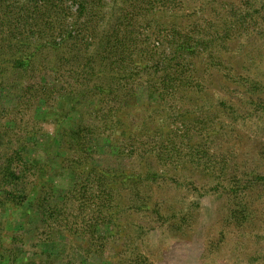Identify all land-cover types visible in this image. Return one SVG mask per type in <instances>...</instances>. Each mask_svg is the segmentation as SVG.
Returning a JSON list of instances; mask_svg holds the SVG:
<instances>
[{"label": "rangeland", "instance_id": "rangeland-1", "mask_svg": "<svg viewBox=\"0 0 264 264\" xmlns=\"http://www.w3.org/2000/svg\"><path fill=\"white\" fill-rule=\"evenodd\" d=\"M87 1L0 0V264H264V0ZM41 2L160 67H58Z\"/></svg>", "mask_w": 264, "mask_h": 264}, {"label": "trees", "instance_id": "trees-1", "mask_svg": "<svg viewBox=\"0 0 264 264\" xmlns=\"http://www.w3.org/2000/svg\"><path fill=\"white\" fill-rule=\"evenodd\" d=\"M63 3L65 4V0H63ZM73 5L76 6L74 10L75 20H77V18L80 19L85 15L91 17L96 16V12H94L95 10L90 11L92 6L87 0H70V4L64 9L66 12V15L64 16H68L67 14L71 11L70 8ZM45 10L50 11L47 2L36 4L34 16L30 19L31 24H29V26L32 29L30 33L41 41L34 46L36 52L40 49H44L46 46H49L52 50L62 51V55L56 57L58 59V67L64 66L67 56L75 53L76 59H80V62L77 64V66H79L78 74L85 75V79H95L98 82L105 79L106 81H113L112 79H114V76L121 75L122 77H125L126 73H131L132 71L135 74L147 73L148 70L145 69V63L149 61V59L154 60L155 64L151 63V67L155 65L154 70H157V68L160 67L158 66V60L153 59L158 56L152 55V58L146 56L150 50L147 49L145 45H140L139 47L133 45L132 42L137 41L138 39L133 37L134 33L131 30H123L121 32L119 28H114L112 30L104 29L98 35L96 32L93 33L91 29L87 30L88 28L84 27L87 22H83V27H79L75 22L71 23L69 28L67 25L62 24L60 26L66 28L60 30L58 26L53 25L56 20H54L53 17L48 14V11ZM86 10L90 13L86 14ZM119 18L122 19V15ZM51 19L53 20V24L50 23ZM53 26H55L54 32ZM86 31L89 32L90 35L85 34L84 32ZM88 39L93 41L97 40L96 44L98 47H95V44L94 49L89 51L87 46L76 47L73 44L69 45L67 42L70 41L77 44L84 43L88 41ZM50 40L58 42H50ZM134 51H136V54H134ZM29 60L30 59H27L25 62L19 60V62L16 63H20V65L24 63L27 64L29 63ZM141 60H144V62ZM168 65H171V63L168 62L167 66ZM136 68L138 70H136ZM92 89L94 91H102V88H99L97 85L93 86ZM87 90L89 91V89Z\"/></svg>", "mask_w": 264, "mask_h": 264}]
</instances>
